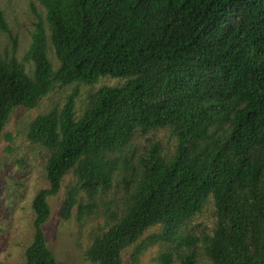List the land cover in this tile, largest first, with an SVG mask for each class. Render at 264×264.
I'll list each match as a JSON object with an SVG mask.
<instances>
[{"label": "trees", "instance_id": "trees-1", "mask_svg": "<svg viewBox=\"0 0 264 264\" xmlns=\"http://www.w3.org/2000/svg\"><path fill=\"white\" fill-rule=\"evenodd\" d=\"M45 18L34 22L21 60L0 56V132L12 110L34 108L56 84H94L122 78L91 94L81 116L77 90L60 110L36 116L27 138L46 147L49 188L32 200L34 236L24 264H56L42 224L64 176L73 170L60 208L110 187L120 154L135 132L169 129L174 152L158 142L139 159V172L122 214L93 235L85 252L93 264H123L122 251L152 226L148 243L194 247L213 264H264V0H38ZM0 30L9 28L0 10ZM12 38V37H11ZM48 40L57 58H48ZM13 45L15 44L12 38ZM211 196L216 224L200 239L179 234ZM172 253L163 254L165 264ZM191 249L180 264H195Z\"/></svg>", "mask_w": 264, "mask_h": 264}, {"label": "rangeland", "instance_id": "rangeland-1", "mask_svg": "<svg viewBox=\"0 0 264 264\" xmlns=\"http://www.w3.org/2000/svg\"><path fill=\"white\" fill-rule=\"evenodd\" d=\"M0 10L9 28V33L0 30V56L21 60L26 52L38 17L45 18V9L38 0H0ZM15 40L13 45L12 38ZM48 58L53 67L58 60L48 40ZM122 78L101 77L94 84H56L42 96L36 107L14 108L7 123L0 132V264H24L25 250L34 236L35 213L32 200L38 191L50 187L45 165L50 151L27 138L29 123L38 115L63 106L67 96L77 90L75 98L76 117L81 116L88 105L91 94L101 86H118ZM158 142L162 154L169 157L175 149V138L169 129L137 131L130 144L120 153L122 164L114 169L110 187L100 190L89 198L79 190L78 199L88 203L90 209L78 219V208L72 209L68 219H62L60 208L69 187L77 186L73 170L61 182L59 191L47 197L50 213L42 224L46 245L52 252L56 264H93L85 252L94 234L108 229L122 214L126 199L132 190L138 172L139 159L150 146ZM216 224L215 206L209 196L202 209L186 220L179 229L181 235L198 239L211 234ZM163 227L155 225L147 229L134 244L121 253L123 264H165L163 254L172 253L169 264H180L179 255L192 250L195 264H213L202 252L200 241L191 248L181 246L173 249V242L148 243L134 260L132 254L138 245L147 241L148 236L162 234Z\"/></svg>", "mask_w": 264, "mask_h": 264}]
</instances>
